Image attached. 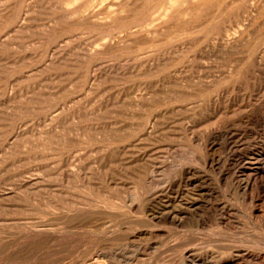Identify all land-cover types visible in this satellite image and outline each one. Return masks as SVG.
Masks as SVG:
<instances>
[{
	"label": "rangeland",
	"instance_id": "obj_1",
	"mask_svg": "<svg viewBox=\"0 0 264 264\" xmlns=\"http://www.w3.org/2000/svg\"><path fill=\"white\" fill-rule=\"evenodd\" d=\"M52 7L0 0V264H264V57L255 77L252 61L231 75L243 55L211 45L198 52L207 60H163L167 69L150 77L124 76L129 56L87 74L86 64L74 67L98 31L71 32ZM258 162L257 187L238 189L233 175ZM146 169L154 171L146 198L172 191L182 224L154 220L153 208L129 211L124 198L140 186L133 173ZM197 182L205 188L192 207L185 196Z\"/></svg>",
	"mask_w": 264,
	"mask_h": 264
},
{
	"label": "bare ground",
	"instance_id": "obj_2",
	"mask_svg": "<svg viewBox=\"0 0 264 264\" xmlns=\"http://www.w3.org/2000/svg\"><path fill=\"white\" fill-rule=\"evenodd\" d=\"M51 7V9H54L56 12L61 11L62 14L58 19L64 24V27L71 32L76 33L84 29H95L98 31L96 39L91 43H85L84 47L81 48L82 54H80L85 62L80 61L78 62L79 65L74 67V69L78 70L81 64H86L87 74L94 72V69L104 60L114 59L119 61L121 58L129 56L132 58L134 64L130 68L123 67L120 70L123 75L150 77L156 73V75H158L162 69H167L166 64H160L163 60H172V62L178 60V62L181 61L183 63H190L192 60L198 58L207 60L206 57L202 56L203 54H198V52L207 53V51L203 52L207 45L208 47L210 45L212 46L214 54L220 52L226 56L243 55L241 58L235 59V66H232L233 63L231 65L232 67H229L232 68L230 71L231 75L236 76L241 74L245 64L251 61L252 64H255L250 71L251 76L255 77L258 74L257 72H259V74L262 72L260 67L262 66L264 49L262 48L263 46L259 47L258 44L260 41L264 43V0H51ZM34 13V10H26L25 20L30 21L31 15ZM4 14H9L8 10H5ZM22 17L23 14L15 16L14 19L19 21ZM175 40L182 41L181 45H178L174 49L170 48V50L161 48L162 44ZM56 63V59L51 60L48 69H53V67L57 65ZM117 71L120 72L119 70ZM118 75L120 74L117 73V76ZM147 84L148 83H146V85ZM205 91H211V88L206 87ZM138 99L139 100L135 103V107L141 109L145 106V104H143L144 98L141 96ZM262 106H264V102L261 106H258V108H262ZM246 117L241 118L238 122H242ZM77 130H80L79 127ZM188 134V131H186L185 139L188 138ZM195 137L191 138V141L194 142V139H197L196 143H199L204 138V136L203 138L202 136ZM207 137L209 138V136ZM207 137H205V139ZM207 145V149L204 148L203 150H207L208 157L206 165L211 166L215 162L214 155H211L215 145L210 143H207ZM198 147L201 148V145L198 144ZM259 167H262V162L254 163L251 165V168L246 171H240L243 175L238 176V174H234L233 183L236 184L237 188L240 190H248L254 186L257 187L258 179L252 180V176L254 173L257 174V176L260 174L261 170ZM190 171L191 169L182 171L183 173H180L182 179H188L186 176L191 173ZM247 171L248 174L246 173ZM153 174L154 171L152 169H146L145 172H142V175L139 170L133 173V176L139 179L138 185L140 186H138V190L136 189L137 191L134 190L127 193V196L124 198V203L128 205V209L131 212H150L151 208H153L154 220L182 224L183 218H179L181 214L179 209L180 206L183 205V200L179 201L177 197L171 199L170 195L172 191L170 192L169 189H166L167 191H162V196H159L157 192V194H152L154 196L153 199L146 198L151 187L149 180ZM172 175H165L164 182H162H170ZM191 176H194V174ZM200 181L201 180H199V183L201 184ZM199 183L197 182L198 185ZM110 185L114 187V192L117 191L119 183L114 177L111 179ZM199 186L201 187H197L195 183L193 192H187L185 196L186 200L191 202L190 205L192 207L197 204L196 198L199 195L197 189L200 188L201 192V188H205L202 187V185ZM173 187L176 188V185ZM178 193L180 194V191H178ZM167 199L168 201L166 202ZM255 200V196L253 195L251 201ZM88 201H90V199H88ZM168 203H172V205L168 206ZM99 204H102V202H99ZM104 206L106 207V205ZM51 208L56 210L60 209L61 211L64 209L61 206H52ZM186 261L183 260L184 263H186Z\"/></svg>",
	"mask_w": 264,
	"mask_h": 264
}]
</instances>
